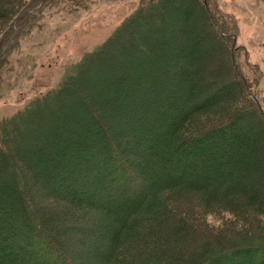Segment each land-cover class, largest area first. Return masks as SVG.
I'll return each instance as SVG.
<instances>
[{
	"label": "trees",
	"instance_id": "16d2710c",
	"mask_svg": "<svg viewBox=\"0 0 264 264\" xmlns=\"http://www.w3.org/2000/svg\"><path fill=\"white\" fill-rule=\"evenodd\" d=\"M33 2L0 1L4 45L36 19ZM208 4L140 0L58 89L0 120V264H264V237L228 241L264 230V114L228 50L229 72L201 65L225 29ZM98 70L107 92L91 89ZM7 128L34 143L7 146ZM27 182L62 209L33 205ZM222 212L230 223L206 225ZM66 219L77 247L59 239Z\"/></svg>",
	"mask_w": 264,
	"mask_h": 264
},
{
	"label": "rangeland",
	"instance_id": "374dc122",
	"mask_svg": "<svg viewBox=\"0 0 264 264\" xmlns=\"http://www.w3.org/2000/svg\"><path fill=\"white\" fill-rule=\"evenodd\" d=\"M21 1L26 4L33 0ZM139 2L140 0H39L37 4L33 2V7L30 8L34 9L28 13L34 14L38 11L36 19L28 25L25 23L23 28H16L20 33L16 31L12 39L15 44L0 66V120L21 110L28 102L58 89L77 62L102 45L112 31L139 6ZM208 7L220 17L219 22L225 29L217 30L219 39H216L214 46H208L210 50L207 55L200 58L201 65L207 66L205 71L214 67L215 70L229 72L226 64L228 50L234 70L250 88L249 97L256 100L257 107L264 114V0H209ZM7 14L6 11L0 16V40L8 30L9 24L5 18ZM17 18L18 16L11 21L14 28ZM0 44L1 49L6 43L2 41ZM116 61L118 60L114 61L117 65ZM114 65L112 64L113 67ZM3 71L7 76H3ZM97 72L91 75L93 79L96 78L95 86L91 89L94 93L109 91L110 82L105 81L111 76L105 75L103 71ZM81 94H65V107L74 106L79 96L84 98L85 94ZM130 112L124 111L125 114H130V119H134V122L123 123L122 129L125 131L138 121L136 115H131ZM7 131L11 136L6 142L9 147L34 143L29 139L31 131L26 133L19 130L16 133L14 128H7ZM128 136H131L129 132ZM0 147L2 148V144ZM30 157L27 154L21 155V160L34 159ZM6 168L7 171L11 169L8 164L1 167L3 170ZM37 170L39 167L32 169ZM27 185L33 205L43 206L45 209H62V204H56L54 207L48 205L46 192L35 191L28 182ZM22 194L24 195V192ZM204 219L207 226L218 229L222 224L230 223L232 216L222 212L219 215L207 214ZM66 220L65 224L56 223L58 229L64 233V237L59 239L68 248L77 247L74 240L78 235L69 230L71 224ZM243 221L245 226H249L245 218ZM259 221L260 225H264L263 220ZM253 231L249 233L244 230L240 236L229 238L228 241H250L256 238L255 236L264 237V230L258 231L254 228Z\"/></svg>",
	"mask_w": 264,
	"mask_h": 264
},
{
	"label": "water",
	"instance_id": "95a60500",
	"mask_svg": "<svg viewBox=\"0 0 264 264\" xmlns=\"http://www.w3.org/2000/svg\"><path fill=\"white\" fill-rule=\"evenodd\" d=\"M11 44H13V41L10 42L9 44L5 45L4 47H2V48L0 49V55H1V53L3 52V50H4L6 47L10 46Z\"/></svg>",
	"mask_w": 264,
	"mask_h": 264
}]
</instances>
